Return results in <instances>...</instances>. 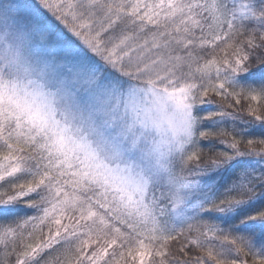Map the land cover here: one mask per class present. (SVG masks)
Returning <instances> with one entry per match:
<instances>
[{"label":"snow or ice","instance_id":"6c2138e0","mask_svg":"<svg viewBox=\"0 0 264 264\" xmlns=\"http://www.w3.org/2000/svg\"><path fill=\"white\" fill-rule=\"evenodd\" d=\"M0 264H264V0H0Z\"/></svg>","mask_w":264,"mask_h":264}]
</instances>
